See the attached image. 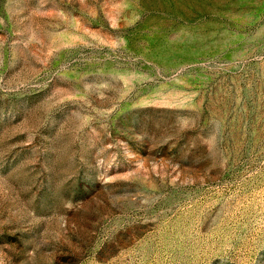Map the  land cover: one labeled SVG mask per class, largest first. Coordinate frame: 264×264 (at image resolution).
Masks as SVG:
<instances>
[{"label": "rangeland", "instance_id": "1", "mask_svg": "<svg viewBox=\"0 0 264 264\" xmlns=\"http://www.w3.org/2000/svg\"><path fill=\"white\" fill-rule=\"evenodd\" d=\"M0 264H264V0H0Z\"/></svg>", "mask_w": 264, "mask_h": 264}]
</instances>
